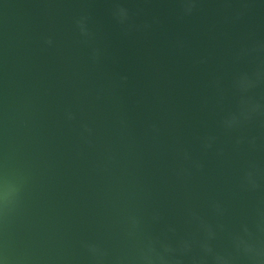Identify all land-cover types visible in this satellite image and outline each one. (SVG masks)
I'll list each match as a JSON object with an SVG mask.
<instances>
[{
	"label": "water",
	"instance_id": "obj_1",
	"mask_svg": "<svg viewBox=\"0 0 264 264\" xmlns=\"http://www.w3.org/2000/svg\"><path fill=\"white\" fill-rule=\"evenodd\" d=\"M0 264H264V0H0Z\"/></svg>",
	"mask_w": 264,
	"mask_h": 264
}]
</instances>
